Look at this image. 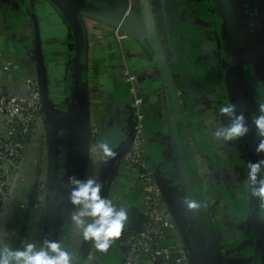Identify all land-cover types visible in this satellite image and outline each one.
<instances>
[{
  "label": "crops",
  "instance_id": "obj_1",
  "mask_svg": "<svg viewBox=\"0 0 264 264\" xmlns=\"http://www.w3.org/2000/svg\"><path fill=\"white\" fill-rule=\"evenodd\" d=\"M86 1L95 8L115 14L123 6L120 0ZM136 1L135 13L141 20L153 22L159 38L163 34L167 40L163 51H166L167 58L170 59L175 88L182 90L187 96L180 101L185 136L206 200L215 207L219 197L214 187L218 184L220 167L211 142L205 137L201 114L206 110L219 115V108L214 90L207 87V75L198 69L209 63L215 65L218 52L215 16L217 5L214 0ZM90 21L96 27L93 31H88L87 28L88 66L93 74L89 83L98 92L96 95L91 93L89 97L91 129H95L98 134L95 143L106 139L116 149L131 136L132 108L123 76L126 71L136 74L145 95V155L154 167L162 187L171 193L167 178V161L168 157H172L171 138L165 127L166 97L156 66L148 51L137 40L126 35L127 38L122 44L117 45L110 33V26L95 20ZM72 52L73 42L69 27L47 0H0V62L6 53L18 65L9 77L0 74V89L13 94H25L27 91L24 84L32 80L43 86L47 107L59 114L54 118L57 123L59 179L65 176L70 160V135L64 115L75 108L71 93ZM209 101L212 104L206 107ZM40 150L42 152L41 147ZM38 154L37 151L33 155L29 152L28 156L32 160L36 159L39 169L44 170L45 154ZM91 154L90 148L89 168L93 161ZM201 157L209 158L208 167L205 165L207 160L202 161ZM31 167L34 170V166H29L30 169ZM27 174L28 181L22 186L21 183L15 186L14 203L8 209L7 222L1 230L0 244L17 246L18 238L25 232L33 176L32 172ZM119 198L126 201L128 218L133 215L138 217L137 208L141 204L142 190L140 184H132L130 181L125 170V155L119 162L109 194L114 205ZM124 232L122 231L119 238L124 236ZM66 235L62 234V239ZM32 237L38 240L37 235ZM60 242L63 245V240ZM72 245L74 246L73 243ZM104 258L107 259L108 255Z\"/></svg>",
  "mask_w": 264,
  "mask_h": 264
},
{
  "label": "water",
  "instance_id": "obj_2",
  "mask_svg": "<svg viewBox=\"0 0 264 264\" xmlns=\"http://www.w3.org/2000/svg\"><path fill=\"white\" fill-rule=\"evenodd\" d=\"M47 1L67 23L71 33L73 42V90L71 93L73 94L72 97L75 108L71 113L67 112L64 115L67 123L66 126L70 135V160L68 161L65 176L63 179H59L56 143L57 123L55 122L56 119H54L59 114H56L47 107V100L44 94L43 86L39 82L32 80L36 83L39 90L43 132L42 134L39 133L41 134L40 137L34 132H31V134L25 140L23 154L28 155L30 152L31 155H33L35 151H37L39 154L42 153V155L45 154L44 171L46 179V200L40 241L43 239H49L51 230H53L52 239L58 240L60 236L59 231L63 228V235L65 233L67 234L73 222L70 219V216L74 207L68 199V193L70 190L68 176L76 175L78 178H85L88 169L92 137L89 114V90L87 76L88 37L86 23L87 21L89 22L90 20H95L110 27L117 28L127 36L137 40L148 51L151 60L155 64L166 97V128L168 131V136L171 138L170 142L172 147V157H168L169 160L167 161V164L169 165L167 178L170 182L169 188L171 193H175L174 197L176 199V205L173 198L171 197L172 194L168 191H165V189L161 186L163 197L181 236L186 250L188 263L198 264V261L201 260L204 264H223L214 228L205 217L207 212L205 196L199 181V175L194 162L193 154L183 129L180 104L170 70V59L167 58L165 52L163 51L160 38L156 28L153 26V22L150 20H141L135 12H131L127 16H123L125 8L123 0H120L123 6L117 14L108 13L103 9L100 10L95 8L86 0ZM214 1L216 5H221L225 0ZM229 1H231L232 4L241 5L239 0H226L227 3H230ZM25 85L26 82L24 87ZM0 91H4V89H0ZM25 91H27V93L25 92V94L20 95L29 94V91L26 90V88ZM132 135L133 134L131 133V136L127 140H125L118 148L114 149V151L117 153L114 158L109 159L106 163L102 162L101 160L99 161L98 178L103 184L101 195L107 197L108 199L114 175L116 174L120 160L129 149ZM36 137H38V143L36 142ZM40 144L42 152L38 146ZM186 156L191 159L190 165L187 163L188 161H186ZM38 165L39 164L37 163L36 159L32 160L34 172L31 179V195L27 215H29L30 206L32 204L31 198L34 195L37 187V180L40 171V167ZM190 166L196 175L195 183L197 196L195 194L191 179ZM17 176L18 173L16 172L13 183L9 190V194L0 213V236L1 230L7 222V215L9 212L8 209L11 206V203H13V193ZM172 179L173 181H176L175 185H173ZM177 190H180V200L176 198ZM189 200L195 202L197 207H189ZM247 207L252 208L255 214L252 224V229H254L253 240L258 241L257 246L259 264H264V217H259L258 199L253 197L251 204L250 200H248ZM183 217L186 218V227L183 222ZM127 223L128 225H126V228L123 230L125 231L124 235L126 234V229L129 225H132V229H135L138 222L134 220L132 222L128 221ZM186 229L190 234H188ZM207 236H210L212 241L214 255L213 260H210L209 258H203L201 243L206 241ZM118 240L120 239L117 238L116 241ZM91 243L92 242H86L82 240L78 250L77 258L75 259L76 264H84L91 248ZM109 252V256L111 254L113 257L115 246H111ZM108 253L106 255H108ZM104 259L105 258L102 259V264L105 262ZM112 264H116V260L113 261Z\"/></svg>",
  "mask_w": 264,
  "mask_h": 264
},
{
  "label": "built area",
  "instance_id": "obj_3",
  "mask_svg": "<svg viewBox=\"0 0 264 264\" xmlns=\"http://www.w3.org/2000/svg\"><path fill=\"white\" fill-rule=\"evenodd\" d=\"M123 2L125 4L123 16L136 12V0H123ZM86 25L88 31H93L96 28L95 23L91 21H87ZM109 30L117 45L122 44L123 40L127 38L126 34L117 28L109 27ZM17 68V62L9 58L8 54L5 53L0 62L1 76H6L7 78ZM90 68L88 66L87 71L89 97L91 93L98 94L94 88L90 87L91 84L89 82L93 75ZM123 80L127 86V93L134 117L132 140L125 154V170L129 174L131 183L140 184L142 190L141 204L137 208L138 217L136 222L138 223L135 229H132V225H129L126 234L122 238H118L120 239L118 241H116V238L105 252L97 250L94 244L91 243V248L84 264H102V259L109 252L111 246H115L113 257L116 260V264H189L181 236L163 197L161 182L157 178L154 167L145 155V95L140 87L139 78L136 74L134 75L132 72L126 71ZM25 88L29 91L27 95H16L7 90L0 91V213L9 194L15 173H18L15 186H18L20 183V186H22L28 181L27 173L32 172L33 174L34 172L32 167L31 169L29 168V166H32V159L28 155L23 154L26 138L31 132H34L39 137L43 132L38 86L33 81H27ZM176 93L177 97L183 95L180 90H176ZM223 125L225 123L220 122L217 114L209 113L207 120L208 137L214 140L215 130ZM97 136V131L91 129V150L94 165L91 163L90 168L88 167L85 178L88 176L98 177L99 157L101 153L95 143ZM36 138V142L38 143V137ZM224 152L226 150L223 148L219 162L224 166V171L229 172L230 168H228V165L231 157L228 152L226 154ZM201 159L202 161H206L203 157ZM172 182L173 185L176 184V181H173V179ZM119 191L120 195L123 196L121 190ZM176 192V198L180 200V190ZM31 200L32 204L30 206L28 222L24 228L25 232L18 238L17 246L25 240L36 243H39L41 240L46 200L45 171L42 169L39 171L37 187ZM125 205L126 201L120 198L115 202L116 207ZM34 234L37 235L38 240L32 237ZM82 240L80 229L72 222L67 235L63 238V246L67 248L68 244H74L70 251L73 254L74 260L77 258L76 255L78 254Z\"/></svg>",
  "mask_w": 264,
  "mask_h": 264
},
{
  "label": "flooded vegetation",
  "instance_id": "obj_4",
  "mask_svg": "<svg viewBox=\"0 0 264 264\" xmlns=\"http://www.w3.org/2000/svg\"><path fill=\"white\" fill-rule=\"evenodd\" d=\"M239 1L241 2V5L232 4L231 1H229L230 3H227L226 0L223 2V4L217 5L215 15L216 31L218 35L217 58H215V65H211L209 63L205 64V66H201L199 69L201 71H205L206 73L208 72V81L206 82L207 87L214 90L213 92L216 96L217 107L219 108L229 102H234L236 104L237 111L244 113L246 122L249 126V132L244 137L234 141L226 142L224 145V149L226 150L224 153L226 154L228 152L231 157L229 162L230 167L228 165V168H230L229 173H231L229 179L224 177L225 168L223 165L220 166L221 168L219 170V180H223V183L220 186L228 189L226 191V196L234 199L235 201L233 203L236 202L238 205L240 200L243 199L240 197L242 194L244 195V193V201L246 204L248 200H250V204L253 200V197L250 196L247 189V162H256L259 159L264 158V152H255V146L258 143V137L255 126L252 123V119L258 114L257 110L259 104L264 103V0ZM160 39L162 48L166 47L165 44L167 43V40L165 37H163V34L160 36ZM212 71L214 72L212 73ZM180 91L182 92V90ZM182 94V96L178 97L179 104L182 99L187 97L183 92ZM211 104L212 102L209 101L205 106L210 107ZM209 113L210 111L205 110L201 114V118L205 127H207ZM218 117L221 123H227L226 118L221 113H219ZM215 157L216 160H218L217 153ZM206 158L209 159L208 157ZM235 158L238 163L236 167ZM206 162L207 163L205 165L208 167V160ZM226 171L228 170L226 169ZM232 171H234L235 174H233ZM231 182L233 184H231ZM230 186L236 188V191H234ZM237 186H240L242 189L239 188L240 190H238ZM237 195H239L238 199ZM222 199V196L221 198L219 196L218 200L221 201ZM205 203L207 209L205 217L208 219L207 221H209L212 226H214V222L217 219V205L214 207L212 204H208L206 197ZM254 215L255 214L252 208L247 207L245 214H243L241 217L240 223H238L236 226L238 229H243V234L244 229L249 231V235H247L249 246L247 249H251L252 251V253L248 256V258L250 257V260L254 258L253 249L251 247L253 244L252 241L254 234V229H252V224L255 217ZM261 215L262 213L259 210V217L263 218L264 215ZM135 217V215L132 217L129 216L128 219L132 222L137 220V217L134 219ZM215 230L217 229H214V232H216ZM186 231L188 234H190L187 229ZM216 239L218 242L217 235ZM201 244L203 258H209L210 260H213L214 255L210 236H207L206 241H203ZM219 245L220 243L218 242V246ZM219 250L222 256L223 249L220 248V246ZM198 264L204 263L199 260ZM250 264L253 263L250 262Z\"/></svg>",
  "mask_w": 264,
  "mask_h": 264
},
{
  "label": "clouds",
  "instance_id": "obj_5",
  "mask_svg": "<svg viewBox=\"0 0 264 264\" xmlns=\"http://www.w3.org/2000/svg\"><path fill=\"white\" fill-rule=\"evenodd\" d=\"M227 123L218 127L214 137L230 142L244 137L249 126L243 112H238L236 104L229 102L219 107ZM258 114L252 119L258 143L255 152H264V103L259 104ZM100 160L106 163L117 153L106 139L97 141ZM70 190L68 199L74 206L70 219L80 229L83 241L92 242L94 247L105 252L116 238H119L128 222L127 207H116L113 202L101 195L103 184L96 176L78 178L68 176ZM247 189L251 197L264 201V158L247 162ZM191 208L197 207L188 201ZM0 264H76L73 254L66 250L59 240L43 239L39 243L23 241L19 246L0 244Z\"/></svg>",
  "mask_w": 264,
  "mask_h": 264
},
{
  "label": "rangeland",
  "instance_id": "obj_6",
  "mask_svg": "<svg viewBox=\"0 0 264 264\" xmlns=\"http://www.w3.org/2000/svg\"><path fill=\"white\" fill-rule=\"evenodd\" d=\"M201 72H203L204 74L208 76V72L207 73L205 71H201ZM205 137L209 139V141L211 142V147L213 151L217 153L218 166L220 167L221 162H219V158L221 157V153L224 148L225 142L217 138H215L214 140L210 139L208 137L207 127H205ZM237 164L238 163L235 158V167ZM92 165H94L93 161H92ZM232 173L235 174L234 171H232ZM230 174L231 173L229 172H225L224 177L226 179L227 178L229 179ZM217 183L218 184L214 187V189L217 190L218 197L220 196L221 198L222 196L223 199L221 201L218 200L217 203L215 204L217 205V209H216L217 219L213 227L214 229H217L215 230L216 231L215 236L216 235L218 236V242L220 243L219 246L220 248L223 249L222 261L225 264H250L252 260H250V257L248 258V256L252 253V251L251 249H247V247L249 246L248 241H247V235H249V231L244 229V234H243L242 232L243 229L241 230L236 227L237 224L240 223L242 215L245 214L246 212L247 204L244 201L245 193L244 195L242 194L243 197L242 196L240 197L241 199L242 198L243 199L240 200V203L238 205L236 202L233 203L235 201L234 199H231V197L226 196V191L228 189H225L222 186H220L223 183V180L221 181L218 180ZM231 184L233 183L231 182ZM228 188H229V185H228ZM239 188L241 187L237 186L238 190H240ZM233 190L236 191V188H233ZM172 195L171 197L173 198L175 205H176V199L174 197L175 193H172ZM238 198H239V195H237V199ZM13 203H11V205ZM223 206H224V209H223ZM183 222L186 224L185 217H183ZM72 248H73V245L71 243V244H68L66 250L70 252Z\"/></svg>",
  "mask_w": 264,
  "mask_h": 264
},
{
  "label": "trees",
  "instance_id": "obj_7",
  "mask_svg": "<svg viewBox=\"0 0 264 264\" xmlns=\"http://www.w3.org/2000/svg\"><path fill=\"white\" fill-rule=\"evenodd\" d=\"M186 161H188L187 163H189V165H190L191 159H189L187 157V160ZM190 168H191V166H190ZM190 172H191L190 174H191L192 183H193V186H194V191H195V194L197 196L196 183H195L196 182V175H195L194 171L192 170V168H191V171ZM258 206H259L260 212L262 213L261 216H263L264 215V201L259 200ZM63 231H64V228L59 231L60 232L59 233L60 236H59V239H58L59 241L60 240H63L62 237H61L62 234L64 233ZM52 238H53V230L50 231V236H49V239H52ZM257 245H258V241L253 240V244L251 246L252 249H253V255H254V258L251 261L253 264H259V261H258V246ZM109 253H108V258L105 259L106 260L105 261L106 263H104V264H112V262L115 261V259L112 257L111 254L109 256Z\"/></svg>",
  "mask_w": 264,
  "mask_h": 264
}]
</instances>
